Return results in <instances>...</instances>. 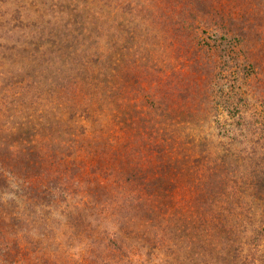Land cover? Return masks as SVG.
<instances>
[{
	"label": "trees",
	"instance_id": "obj_1",
	"mask_svg": "<svg viewBox=\"0 0 264 264\" xmlns=\"http://www.w3.org/2000/svg\"><path fill=\"white\" fill-rule=\"evenodd\" d=\"M249 5L0 0V264L16 229L61 239L69 264H264V117L172 116L152 57L212 52L215 80L250 85ZM176 175L190 201L169 220Z\"/></svg>",
	"mask_w": 264,
	"mask_h": 264
},
{
	"label": "rangeland",
	"instance_id": "obj_2",
	"mask_svg": "<svg viewBox=\"0 0 264 264\" xmlns=\"http://www.w3.org/2000/svg\"><path fill=\"white\" fill-rule=\"evenodd\" d=\"M249 1L250 5L242 9L249 15L256 16V19L250 20L253 33L248 44L252 46V53L255 55L253 60L257 62V68L249 76L250 85L247 86L248 82L241 79L234 81V84L230 83L228 73L225 71H222L220 78L215 80L216 73L212 72V68L217 58L212 52L196 55L186 54L169 47L154 49L153 74L160 78L159 84L160 88H164L163 93L167 94L170 91L171 95L167 98L169 97L171 101V109L173 108L176 112V114L171 113L172 116H205V118L250 116L251 121H253L251 116L264 117V0ZM242 9L235 7L233 10L237 13ZM127 58L129 60L127 70L132 71V65H130L132 56ZM137 58L138 63L143 61L140 57ZM139 82L144 83L142 80ZM135 88L136 84L132 79H129L123 88L126 107L129 110L133 109L134 102L127 98L132 96ZM208 88L211 90L210 101H204L202 95L198 96L197 93L207 92ZM136 101V107H138L141 100L138 98ZM231 102L236 104L235 109L230 110L226 107ZM77 158L87 162L91 160L85 154L75 156V162ZM172 181L171 185L175 188L171 194L174 204L173 207L165 208L164 215L162 214L169 220L181 218V215L186 214L190 201V190L184 180L176 175ZM157 201L163 204L165 198L159 195ZM44 235L46 234L29 229H16L9 234V240H17L18 248L21 249L14 255L12 264H69L71 257L66 252L62 240L47 244L44 241ZM57 235L59 238V234ZM25 237L28 238L27 242L24 241Z\"/></svg>",
	"mask_w": 264,
	"mask_h": 264
}]
</instances>
